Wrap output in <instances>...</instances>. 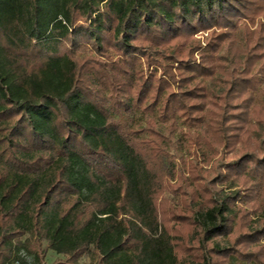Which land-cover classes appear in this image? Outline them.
<instances>
[{"label":"trees","instance_id":"1","mask_svg":"<svg viewBox=\"0 0 264 264\" xmlns=\"http://www.w3.org/2000/svg\"><path fill=\"white\" fill-rule=\"evenodd\" d=\"M49 249L264 264V0H0V264Z\"/></svg>","mask_w":264,"mask_h":264},{"label":"rangeland","instance_id":"2","mask_svg":"<svg viewBox=\"0 0 264 264\" xmlns=\"http://www.w3.org/2000/svg\"><path fill=\"white\" fill-rule=\"evenodd\" d=\"M169 197L175 199L176 196L170 194L169 192L166 193ZM58 257H62L61 255H58L55 251H53L52 249H49L48 250V253H47V257H46V262L47 264H51L56 258ZM81 261L85 264H90V261H89V256H84Z\"/></svg>","mask_w":264,"mask_h":264}]
</instances>
